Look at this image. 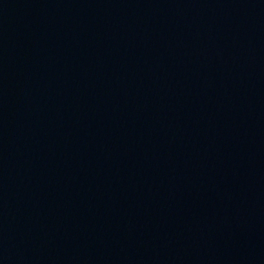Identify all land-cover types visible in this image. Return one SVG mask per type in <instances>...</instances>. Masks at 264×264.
Segmentation results:
<instances>
[{
	"label": "water",
	"instance_id": "water-1",
	"mask_svg": "<svg viewBox=\"0 0 264 264\" xmlns=\"http://www.w3.org/2000/svg\"><path fill=\"white\" fill-rule=\"evenodd\" d=\"M0 264H264V0H0Z\"/></svg>",
	"mask_w": 264,
	"mask_h": 264
}]
</instances>
